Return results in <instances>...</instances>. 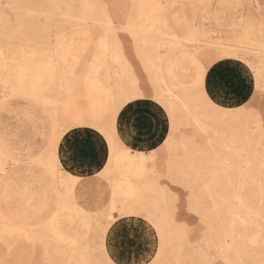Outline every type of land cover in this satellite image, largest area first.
Wrapping results in <instances>:
<instances>
[{
	"label": "rangeland",
	"instance_id": "obj_1",
	"mask_svg": "<svg viewBox=\"0 0 264 264\" xmlns=\"http://www.w3.org/2000/svg\"><path fill=\"white\" fill-rule=\"evenodd\" d=\"M48 2L79 4L87 0H0V264H16L28 257V239L43 232L32 218L40 215L52 194L59 197L60 216L54 225L45 226L50 243L46 256L51 264H80L85 259H99L114 251L113 259L119 264H150L159 251V242L153 239L147 227L134 219H124L121 223L120 216L113 217L110 223L105 215L111 206L124 207L126 203L151 196L147 179L141 178V165L134 159L110 154L98 175L81 178L66 171L60 158L66 148L61 143L63 132L67 131L65 124L75 122L78 127L87 126L90 121L82 119L83 116L91 115L99 120L110 105L119 101L115 90L119 79L116 65H112L110 71L101 69L99 74L92 70L79 79L70 75L77 64L78 48L86 40L95 38V33L89 31L90 26L103 21L109 12L66 8L53 13L61 27L53 33L51 47L43 38L32 43L20 42L19 37L29 21L42 11H53L37 7ZM256 3L259 4V0ZM152 11L149 8L136 10L145 29L151 25ZM212 12L202 42L196 38L197 45L192 51L211 59L213 47L223 45L230 55L247 57L254 69L252 92L256 95L258 88L264 86V23L255 17L250 19V12L244 9L221 8ZM149 44L167 46L170 59L177 60L182 55L174 50L169 35L161 34L155 40L150 39ZM235 63L231 61L230 66ZM155 85L162 102L171 101L176 94L165 74L156 79ZM21 96L26 98V107L18 102ZM260 104L256 95L257 130L248 148L243 143L234 145L230 139L213 132L207 137L211 143L200 138L195 143L180 145L176 159L179 167L204 170L205 178L194 191L205 203L208 239L214 250L221 249L216 255L225 258H228L230 245L234 250L239 249L240 254L231 257L239 264L246 260L260 264L264 243V145H261L259 129ZM14 115L28 118L30 142L16 141L11 127ZM10 159L14 166L9 164ZM125 228L129 236L135 238V243L125 242L116 249L114 244L120 239L117 233ZM57 237L77 243L75 246L62 243ZM169 239L174 240L175 245L161 255V260L163 264H180L185 254L180 249L178 229L170 228ZM101 249L107 251L100 252Z\"/></svg>",
	"mask_w": 264,
	"mask_h": 264
},
{
	"label": "snow or ice",
	"instance_id": "obj_2",
	"mask_svg": "<svg viewBox=\"0 0 264 264\" xmlns=\"http://www.w3.org/2000/svg\"><path fill=\"white\" fill-rule=\"evenodd\" d=\"M37 7L53 11H42L29 21L19 41L32 43L43 38L49 47L53 33L61 27L53 13L66 8L109 12L103 21L90 26L89 31L95 33V38L86 40L78 48L77 64L70 75L79 79L80 75L91 74L92 70L99 74L101 69L110 71L112 65H116L119 79L115 90L119 101L110 105L101 119L85 115L82 119L90 121L87 126L80 128L75 122H70L64 125L67 131L63 132L65 141L70 136H80L78 144L69 145V149L80 156L95 153L103 163L110 154L119 155L134 159L141 165V178L147 179L151 196L126 203L124 207H109L105 213L108 221L111 223L113 217L120 216L121 223L124 219H134L147 227L153 239L159 242V251L150 264H163L161 255L175 245V241L169 239L171 227L178 229L180 249L185 254L180 264H239V261L231 259L240 254L239 249L229 246L228 258H225L216 255L221 249L217 247L214 250L212 241L208 239L205 203L196 197L194 191L205 178L204 170L192 166L179 167L176 159L180 155V145L195 143L200 138L211 143L207 137L213 132L230 139L234 145L243 143L248 148L257 130L256 95L261 101L259 129L261 145H264V86H260L253 95L254 69L248 58L230 55L223 45L213 47L211 59L192 51L197 45L196 38L202 42L213 9H244L250 12V19L255 17L264 23V0H259V4L256 0L219 4L208 0H151L150 3L144 0H110L108 3L87 0L79 4L48 2ZM144 8L153 10L151 25L147 29L136 13L137 9ZM161 34L170 36L174 50L182 53L179 59H170L167 46L149 44L150 39L155 40ZM233 60L236 61L235 66H230ZM97 64L100 68H96ZM161 74L172 81L176 94L171 101L158 99L155 81ZM245 79L249 81L247 92L243 90ZM25 100L24 96L18 98L24 107L27 106ZM17 111L22 112L23 109ZM11 127L15 130L17 142H30L31 127L26 116L17 118L14 115ZM140 129L145 130L143 137L139 134ZM141 139L143 150L134 152ZM71 159L75 156L66 159L65 164H69ZM13 163L10 159L9 164ZM45 216L48 219H44ZM59 216V197L52 194L40 215L32 218L43 232L28 239V257L16 264H51L46 256L50 243L45 226L54 225ZM117 235L120 239L114 244L116 249L125 242L135 243L127 228ZM53 236H56L55 232ZM57 239L73 246L77 243L60 237ZM104 251L107 249L100 250ZM261 253L260 264H264V243L261 244ZM115 255L114 251L99 259H85L80 264H119L113 259ZM244 264H253V261L246 260Z\"/></svg>",
	"mask_w": 264,
	"mask_h": 264
},
{
	"label": "crops",
	"instance_id": "obj_3",
	"mask_svg": "<svg viewBox=\"0 0 264 264\" xmlns=\"http://www.w3.org/2000/svg\"><path fill=\"white\" fill-rule=\"evenodd\" d=\"M248 88H249V81L248 79H245L243 82V90L247 92ZM252 89H253V84H252ZM83 127H80V128H83ZM139 134L141 135V137H143L145 134V130L140 129ZM79 141H80V136H74V137L70 136L68 137L67 141H65L62 137L61 143H64L66 146L62 156H60L62 160V163H61L62 167L66 171H69L81 178L94 177L95 175H98L103 170L104 166L108 162L109 157L106 158L103 163H101L100 159L95 155V153H90L86 156H80L76 154L74 151L69 149V145L74 146L78 144ZM129 147H131V144L129 145ZM142 150H143V139H141L140 141V146L134 148L133 151L140 152ZM72 156H75V159H71L69 164H65V160L69 159V157H72Z\"/></svg>",
	"mask_w": 264,
	"mask_h": 264
},
{
	"label": "bare ground",
	"instance_id": "obj_4",
	"mask_svg": "<svg viewBox=\"0 0 264 264\" xmlns=\"http://www.w3.org/2000/svg\"><path fill=\"white\" fill-rule=\"evenodd\" d=\"M28 11V10H27ZM50 11V10H49ZM31 12V11H30ZM57 14V13H56ZM74 16V15H73ZM77 17V16H76ZM81 18V17H80ZM79 18V19H80ZM25 19V18H24ZM26 21V20H25ZM80 21H84L83 20V18H82V20L80 19ZM86 21V20H85ZM254 52V51H253ZM5 53V52H4ZM3 56H5V55H3ZM7 58V57H6ZM262 66V65H261ZM16 67V66H15ZM42 67V66H41ZM18 70V69H17ZM5 71H7V70H5ZM16 72V71H15ZM28 74H30V73H28ZM260 77V76H259ZM8 78V77H7ZM15 80V79H14ZM43 80H44V78H43ZM15 82V81H14ZM44 82V81H43ZM30 84V83H29ZM30 87V86H29ZM13 166H14V164H13ZM232 227H233V225H232ZM103 235H104V233H103ZM233 235V234H232ZM107 236V235H106ZM105 238V237H104ZM103 243H104V240H103ZM114 243V242H113ZM231 246V245H230ZM240 259V258H239ZM241 261V260H240Z\"/></svg>",
	"mask_w": 264,
	"mask_h": 264
}]
</instances>
